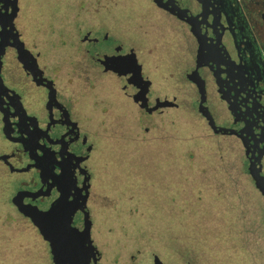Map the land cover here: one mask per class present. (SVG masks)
Here are the masks:
<instances>
[{
  "label": "flooded vegetation",
  "instance_id": "1",
  "mask_svg": "<svg viewBox=\"0 0 264 264\" xmlns=\"http://www.w3.org/2000/svg\"><path fill=\"white\" fill-rule=\"evenodd\" d=\"M129 1L0 0V264H264V0Z\"/></svg>",
  "mask_w": 264,
  "mask_h": 264
},
{
  "label": "rangeland",
  "instance_id": "2",
  "mask_svg": "<svg viewBox=\"0 0 264 264\" xmlns=\"http://www.w3.org/2000/svg\"><path fill=\"white\" fill-rule=\"evenodd\" d=\"M128 1V6L132 3H130L129 0ZM91 68L93 69V72L91 74V78L94 79L95 81L98 79V83L101 84V86L103 85L104 88V100H105V104L107 103V105H109L110 109H113V105L116 106L111 112L110 111V115L108 116V118H110V120L112 122H114L115 120V126L119 127V121L118 120V115H125L127 113L128 107H127V101L128 99H126L125 95L123 93H121V89L118 87L119 85H121L120 81L116 83V85H113V82L115 80V78L111 75H109V73H105L101 70V68L95 63V62H90ZM188 95L185 96V99L187 100V104L192 107L191 104V100L193 98V93L192 91H190V88L188 87ZM181 94V93H180ZM118 106H120V109L118 108ZM99 108V107H98ZM192 109V108H191ZM189 109V110H191ZM187 115V114H186ZM143 118H145V116L142 114ZM196 116L195 114H191L190 116H187L188 119L193 121V117ZM185 115H182L181 119L184 118ZM176 119H178V117L176 116ZM147 122V121H144ZM193 127L194 130H198V125L196 124V122L194 121ZM177 127H181L183 124H179L177 123ZM177 135V134H176ZM178 137V136H177ZM181 137V136H180ZM132 141L127 140L126 142H124V147L129 151V155L127 156V158H125V164L128 166V168H131L134 172L133 174L135 176L138 177V179L141 181V183H144L146 185L152 186L154 188V186L156 188L159 189V191H164V187L162 186V179L164 177V171H160L157 173V170L155 172L150 170L149 164H146V158H145V154L144 151L142 150L145 146L141 145L142 142H135L133 144H128L131 143ZM160 145H163L164 147H168L167 144L161 143ZM153 153L158 154L157 150H153L151 152H149V155H152ZM158 156H152L149 157L148 160L149 162H154L156 164V166L159 167H164L162 166V164L160 163H156V159ZM136 158L141 159L142 161H137ZM232 157L229 156V159H231ZM132 165V166H131ZM173 188V187H172ZM175 190V189H174ZM170 189H167V192H169ZM157 200L158 201H162V197L161 194H157ZM167 197V196H166ZM169 200V199H168ZM167 205V204H166ZM168 209H169V214H175L179 217L178 215V211L179 209L175 206H169L167 205ZM201 217L195 216L193 215L191 217V220L197 221L198 219H200ZM233 228V232H235V227ZM182 230H178L176 232L177 235L181 234ZM171 240V239H170ZM32 243H37V239L35 237L34 234H32ZM231 244L230 241H228V245ZM227 252V251H226ZM228 254V252L226 253ZM230 260H228V258L226 257V255L223 252L219 251L218 254V261L216 262V264H241L240 262V258L238 257L237 254L233 253V256L229 258ZM30 264H33V262H31ZM137 264H149L148 260L146 258L145 255H142L139 257Z\"/></svg>",
  "mask_w": 264,
  "mask_h": 264
},
{
  "label": "water",
  "instance_id": "3",
  "mask_svg": "<svg viewBox=\"0 0 264 264\" xmlns=\"http://www.w3.org/2000/svg\"><path fill=\"white\" fill-rule=\"evenodd\" d=\"M55 212H56V204H53L47 211L36 210V214H33L31 216H32V218L36 217L35 219H36L37 225L42 231V228H44V226L47 224L46 220L53 218ZM53 226L54 225H51V227H53ZM47 238L50 239L48 236H47Z\"/></svg>",
  "mask_w": 264,
  "mask_h": 264
}]
</instances>
